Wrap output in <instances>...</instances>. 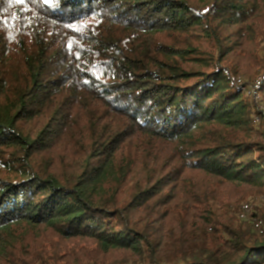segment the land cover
I'll return each instance as SVG.
<instances>
[{"label":"trees","instance_id":"obj_1","mask_svg":"<svg viewBox=\"0 0 264 264\" xmlns=\"http://www.w3.org/2000/svg\"><path fill=\"white\" fill-rule=\"evenodd\" d=\"M263 37L264 0H0V264H264Z\"/></svg>","mask_w":264,"mask_h":264},{"label":"rangeland","instance_id":"obj_2","mask_svg":"<svg viewBox=\"0 0 264 264\" xmlns=\"http://www.w3.org/2000/svg\"><path fill=\"white\" fill-rule=\"evenodd\" d=\"M262 41H260V48H257L256 45H252V49L255 51H259L261 53V55H264V37L261 39ZM248 201L244 200L245 202H243L244 204L246 202L250 203V212L248 213L247 217L248 219L250 218H254L255 215L259 216V217H263L264 215V196H256V197H251L249 199V197H247Z\"/></svg>","mask_w":264,"mask_h":264},{"label":"built area","instance_id":"obj_3","mask_svg":"<svg viewBox=\"0 0 264 264\" xmlns=\"http://www.w3.org/2000/svg\"><path fill=\"white\" fill-rule=\"evenodd\" d=\"M256 88H257V86H256ZM250 205L249 204H244L243 205V207H242V214H241V217L243 218V219H245V218H247V215H248V213L250 212ZM260 226H261V223L258 221V223H256L255 224V227L256 228H260Z\"/></svg>","mask_w":264,"mask_h":264},{"label":"snow or ice","instance_id":"obj_4","mask_svg":"<svg viewBox=\"0 0 264 264\" xmlns=\"http://www.w3.org/2000/svg\"><path fill=\"white\" fill-rule=\"evenodd\" d=\"M19 2H23V0H19ZM46 2H48V0H46Z\"/></svg>","mask_w":264,"mask_h":264}]
</instances>
